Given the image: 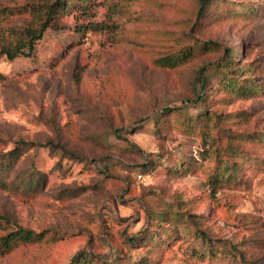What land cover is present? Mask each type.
Returning <instances> with one entry per match:
<instances>
[{
    "label": "rangeland",
    "instance_id": "obj_1",
    "mask_svg": "<svg viewBox=\"0 0 264 264\" xmlns=\"http://www.w3.org/2000/svg\"><path fill=\"white\" fill-rule=\"evenodd\" d=\"M29 2L0 0V31L26 26ZM198 3L99 0L87 17L54 23L32 56L0 58V154L29 143L0 167V215L44 235L0 249V264H69L81 253L109 264H264V91L240 96L213 81L202 106L217 111L219 128H192L187 119L199 112L198 70L212 75L229 54L264 87V0L235 17L225 14L235 6L226 1L196 21ZM184 31L201 42L200 56L179 69L156 68L165 47L187 42L174 43ZM209 42L217 46L200 50ZM164 108L184 109L176 128L159 127ZM218 131L217 151L203 158L205 134ZM242 132L254 136L241 150L229 147ZM50 142L61 147L30 145ZM217 154L239 169L217 164ZM179 165L182 174L173 173ZM230 173L229 182L208 183L210 174ZM35 174L33 186L22 178ZM176 210L185 212L178 230L162 221ZM149 228L161 230L160 242L144 239Z\"/></svg>",
    "mask_w": 264,
    "mask_h": 264
},
{
    "label": "trees",
    "instance_id": "obj_2",
    "mask_svg": "<svg viewBox=\"0 0 264 264\" xmlns=\"http://www.w3.org/2000/svg\"><path fill=\"white\" fill-rule=\"evenodd\" d=\"M226 1H233V3H235V6L230 11L225 13L230 17H235L237 12L244 11V13H248L252 10V7H249L248 3L253 0H199L198 6L194 12L196 21L198 19L204 20L208 13L214 10L216 11V9H214L216 6L219 7L221 5H224ZM98 2L99 0H31L28 5V12L30 15L29 23L24 27H7V29H5L4 31H0V58L5 57L8 60L12 61L19 56H32L35 52L36 44L44 38V35L49 29L52 28L54 23L59 21L64 16L73 13H75L77 16L87 17L91 13L93 6L97 5ZM91 27L93 28H91L90 30L93 31L104 30V28L100 27L99 25H92ZM84 29L88 30L89 28L86 27L79 29L78 32L82 33L83 31H85ZM188 34V32L184 31L182 36L180 35L175 37L176 42L174 43L176 45L180 44L181 37H185L187 39V42L184 44L182 43L179 47H175V45H172L171 47H165V50L161 51L159 53V56L154 58V66L163 70H175L194 62L200 56V52L199 50H197L196 46H198V44H201V42L196 40L191 34ZM207 43H202V46H200L202 48H200V50L202 49L203 52L212 51V49H210V45L212 43L209 42V45H207ZM212 45L217 46V44L215 43ZM214 70L215 71L212 75L209 74L208 68L205 66H202L198 70L197 81L200 85V89L198 90L197 98L193 99L192 103H195V107L199 110V112L196 115H187V119H189V125H191L192 128L200 125L203 128H207L211 131H215L216 128H219L220 115L217 113V111L212 109L204 110L202 106L204 103H206L205 101L207 98V93L211 87V82L213 83V81H217V84H220L226 92L236 93L240 96L258 95L257 92L264 91V87L260 85L263 82L253 83L255 78L251 77L249 74V71H251V69H246L243 65L237 63V59H233L230 54L222 58L216 65H214ZM5 79V75L0 73V82L5 81ZM183 110L184 109L179 108H164V111H162V113H160L157 117V123H159V127L162 129H167L168 127L169 129H174V127L176 128L178 126L177 123L179 121V118L180 116H182V114L176 113L182 112ZM171 116H174L173 123L169 121V119L172 118ZM185 131L187 135L192 134L191 132H189L190 129H186ZM218 134L219 131L217 132V135H212V137L205 134V148L208 144L210 146L209 150H207V154H201L203 158H207L209 156L211 157V155L217 151V144L218 142L220 143V136L224 137L221 131L220 135ZM253 136L254 135L249 132H242V134H240L239 136H231L229 140L231 141L229 147L238 148L239 150H241L240 147L242 145V139H252ZM261 138L264 140V133L261 134ZM239 140H241L240 144ZM28 144L29 143L20 140L17 147H15L13 150L5 154L3 153L4 155L0 154V159L2 157H4L5 159L3 162H0V167L8 169L9 164L12 161H17L18 157L20 156V152L24 150V148L28 146ZM30 145L38 146L41 148L53 146H55L54 148L61 147L52 142L47 144L32 143ZM215 162L220 166L222 164H227L230 165V167H235V169L239 167L237 162H224V160L220 159L219 154H217ZM174 169L176 170H172L173 173L178 171L182 174V172L184 171V168L180 165L176 166ZM154 170L156 169L154 168ZM35 175H37L38 178L31 181L29 180L31 179L30 175H24L22 176V178L23 180H25V182H28L29 186H33V184H37L38 182H40L39 175ZM232 178H234V175L231 173L228 176H223L221 174H210L208 177V183L212 184L215 187L219 184H222L224 181H231ZM178 203L179 201L177 202V205ZM186 213V217L189 219V221L192 224L197 225V221L193 220L195 216L190 212ZM184 215L185 212H181L179 210H176L174 212L167 211L163 215L162 221L168 222V224H173L178 230V224L182 223ZM198 229L197 234L207 239V236L203 232H199L200 230ZM0 232V249H5L4 251H9L10 248L20 242L27 244L35 243L36 241L41 240L44 236L43 233H36L32 230L16 225V223L11 221V219L6 215H0ZM160 232L161 230L159 229L149 228V231L145 234L147 237H144V239H148L150 236H152V241H156V243L160 242ZM164 235L171 237L173 233L164 232L163 236ZM138 240V237L132 238L131 243L134 244ZM169 242L170 241H168L167 243ZM69 264L109 263L103 262V260L101 259L99 260L95 257V255L81 253L73 257ZM112 264L124 263L115 261ZM135 264H150V261L149 259H139L136 260Z\"/></svg>",
    "mask_w": 264,
    "mask_h": 264
}]
</instances>
